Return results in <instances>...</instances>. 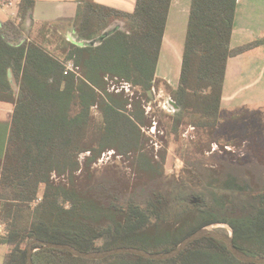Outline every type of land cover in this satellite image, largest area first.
I'll list each match as a JSON object with an SVG mask.
<instances>
[{"label": "trees", "instance_id": "trees-1", "mask_svg": "<svg viewBox=\"0 0 264 264\" xmlns=\"http://www.w3.org/2000/svg\"><path fill=\"white\" fill-rule=\"evenodd\" d=\"M18 1L21 27L36 0ZM237 1L192 0L177 89L156 78L172 0H137L131 14L82 0L76 33L87 43L78 46L62 38L54 51L21 40V28L0 22V102L15 106L0 161V224L5 226L0 247L6 246L2 264H28L27 246L33 239L84 252L133 247L160 253L201 228L217 225L232 229L243 252L264 256V171L262 185L254 191L255 166L247 162L238 164L243 170L235 164L228 169L230 164L222 162L214 171L206 157L216 144L227 63L262 44L231 48ZM116 20L125 23L124 30L111 29ZM97 40L98 45L90 43ZM69 60L78 70L65 75ZM115 85L130 86L135 93ZM154 90L164 91L178 107L174 114L160 110L169 140L179 138L183 127L195 131L179 154L190 168L187 179L167 176L171 141L161 162L147 151ZM109 152L135 156V184L95 176L93 167ZM259 156L264 164V149ZM83 172L88 177L92 172L93 179L78 186V173ZM191 197L202 203L191 204ZM33 262L246 264L214 239L197 241L166 261L130 254L86 260L68 251L42 249Z\"/></svg>", "mask_w": 264, "mask_h": 264}, {"label": "crops", "instance_id": "crops-1", "mask_svg": "<svg viewBox=\"0 0 264 264\" xmlns=\"http://www.w3.org/2000/svg\"><path fill=\"white\" fill-rule=\"evenodd\" d=\"M101 6L131 14L137 0H91ZM192 0H172L167 26L163 37L161 53L156 70V78L167 82L173 89L179 87L183 52L187 35ZM82 0H36L34 11L20 27L19 1L13 6L0 2V22H12L21 28V40L47 45L49 49L63 38L66 41L84 46L79 40L76 22ZM125 29L122 20H116L111 29ZM262 41V44L246 53L232 57L227 63L225 84L221 102L219 127L224 121L244 123L259 121L264 127V0H238L235 23L231 38V48L236 49ZM98 45L99 41H92ZM13 89L18 86L13 75H9ZM14 104L0 102V127L4 126L0 161L5 157ZM252 120V121H251ZM217 129V130H218ZM0 264L6 252L1 246Z\"/></svg>", "mask_w": 264, "mask_h": 264}, {"label": "rangeland", "instance_id": "rangeland-1", "mask_svg": "<svg viewBox=\"0 0 264 264\" xmlns=\"http://www.w3.org/2000/svg\"><path fill=\"white\" fill-rule=\"evenodd\" d=\"M54 47H56V45H54ZM54 47H52L53 51L55 50L53 49ZM62 52L63 50H59L56 53L60 55ZM115 87L116 89L120 90L125 88L127 94L131 96L135 93V91L131 90L130 86L127 85L124 87L115 85ZM115 87H112V90ZM158 95V93L156 95H153V98L155 100L148 106V109L152 110L151 119L153 122V127L149 131H146V134L148 138L147 151L150 154H153L156 159L161 162L162 156L164 155V152L166 150V143L171 141L169 140V137H167V134L165 132L161 113L162 111H164L167 114H174V112L173 110L171 111L168 108L164 109V106H166V99L170 97L165 92H162L160 94L161 96ZM221 120L222 117L220 116V121ZM241 121L242 120L233 122L230 120H226L220 125V128L216 130L214 135L216 144H214L211 153H206V157L211 158L210 163L213 164L214 171L220 170V165L222 164V162L230 164L228 165V169L231 168V166H233L234 164L238 166V164H244L247 162L255 166L256 172L253 177L255 179L251 182L250 188L251 190L258 191L259 186L262 185L264 164L263 157L261 158V156H256L259 155V153H261L264 149V127H262L260 122L256 120L255 122L251 120L252 122L248 123H244ZM181 129L183 130V134L180 135L177 139H172L167 151L166 158L167 176L175 177L179 180L187 179L188 176L185 174V171L190 169L185 160L180 156L181 154L183 155V150L181 149L183 148L182 145H187L190 140L196 137L195 131L192 128L183 127ZM3 130L4 126H1L0 154L2 150L1 145L4 141ZM177 150H179L178 153ZM85 157V155H82L81 160H84ZM238 167L242 168V166ZM92 170L93 172H95V176L99 179L110 177L121 183L127 182L129 183V185H132L133 183L135 184V182H137V175L135 174V156L130 155L127 157H119L114 155L113 152H109L103 155V157L93 167ZM92 179V172L90 173L89 177L84 172L82 174L78 173L76 183L78 186H83L87 183H90ZM195 199L198 198L191 197L189 199V202L194 205L192 201ZM210 228L233 235L232 229L227 225L211 226ZM0 231L3 232L0 233V235H3L5 231L4 225L0 224Z\"/></svg>", "mask_w": 264, "mask_h": 264}, {"label": "water", "instance_id": "water-1", "mask_svg": "<svg viewBox=\"0 0 264 264\" xmlns=\"http://www.w3.org/2000/svg\"><path fill=\"white\" fill-rule=\"evenodd\" d=\"M170 104L171 106H173L175 110L178 109L177 105L174 102L170 101ZM192 203L198 204V203H202V201L199 199H195L192 201ZM202 239H214L223 242L226 245L228 251L234 256V258H236L238 261L242 263L264 264V256L248 255L247 253L243 252L235 245L233 235L216 229H211L210 227H204L195 231L193 234H191L183 241H181L176 248L167 252H160V253H151L146 250L133 248V247H122V248H115L112 250L97 251V252H84L69 244L45 242L38 239H33L29 242L27 246V258H28V264H34L33 255L35 252L42 249H57V250L68 251L73 256L86 260H103L105 258L115 255L130 254L148 260L166 261L180 256L191 244L200 241Z\"/></svg>", "mask_w": 264, "mask_h": 264}, {"label": "built area", "instance_id": "built-area-1", "mask_svg": "<svg viewBox=\"0 0 264 264\" xmlns=\"http://www.w3.org/2000/svg\"><path fill=\"white\" fill-rule=\"evenodd\" d=\"M14 1H16V0H8V1H5V3L8 6H13ZM64 66H65V71H64L65 75H68L69 73H76L78 70L77 66L75 65V63L72 60L66 61L64 63ZM162 92H164V91L161 90L160 92H156L154 90V94L156 95L158 93L159 94L158 96H161L160 94ZM170 101L173 102V100L171 98L166 99V106H164V109L168 108L169 110H171V111L173 110V112H176V110L173 108V106H171ZM148 111H150V110L148 109ZM38 202H40V199L37 200V203ZM0 233H3V232L0 231Z\"/></svg>", "mask_w": 264, "mask_h": 264}]
</instances>
